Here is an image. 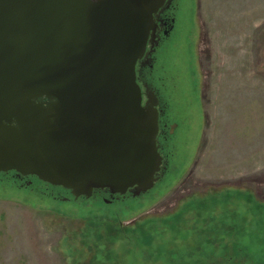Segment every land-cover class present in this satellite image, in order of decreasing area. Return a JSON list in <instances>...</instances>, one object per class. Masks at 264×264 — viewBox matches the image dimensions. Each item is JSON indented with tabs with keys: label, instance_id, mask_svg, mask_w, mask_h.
Returning a JSON list of instances; mask_svg holds the SVG:
<instances>
[{
	"label": "rangeland",
	"instance_id": "374dc122",
	"mask_svg": "<svg viewBox=\"0 0 264 264\" xmlns=\"http://www.w3.org/2000/svg\"><path fill=\"white\" fill-rule=\"evenodd\" d=\"M157 59L160 182L108 204L0 174V264H264V0H179Z\"/></svg>",
	"mask_w": 264,
	"mask_h": 264
},
{
	"label": "water",
	"instance_id": "95a60500",
	"mask_svg": "<svg viewBox=\"0 0 264 264\" xmlns=\"http://www.w3.org/2000/svg\"><path fill=\"white\" fill-rule=\"evenodd\" d=\"M162 3L0 0V174L76 200L155 188L160 113L136 66Z\"/></svg>",
	"mask_w": 264,
	"mask_h": 264
},
{
	"label": "flooded vegetation",
	"instance_id": "af4514ba",
	"mask_svg": "<svg viewBox=\"0 0 264 264\" xmlns=\"http://www.w3.org/2000/svg\"><path fill=\"white\" fill-rule=\"evenodd\" d=\"M178 10H179V0H163V3L158 9V11L153 14V29L151 30L148 38L145 55L143 58L138 60L136 66L137 82L142 88L144 94V104L148 101L146 97L147 93L152 94L154 98L158 101L157 108L160 113V118H159L160 130L158 135V148L161 156L163 157V166L159 174L158 183L164 176L168 167L166 143L169 139L168 138L169 134L172 135V128L176 125L172 124L169 126L168 123L165 122V107L163 105L161 95L157 91L156 87L152 85L149 78L151 74L155 71V66L157 64L159 51L164 45L167 44V42H169L173 33L175 32ZM4 179L10 180L13 184L19 186V188H23L25 186L32 187L35 182L34 180H36L37 182L39 181V183H42L43 187L48 186L56 190H65L63 188L54 187L47 183H44L36 177H19L15 172H11L7 175H4ZM32 191L35 192V189H33ZM65 191L70 193V191L68 190ZM142 196L143 195L134 196L132 190H129L126 194H118V193H113L110 189H98L94 191L93 196L89 199H96V200L102 199L108 204H113V203H119L122 200H125L129 197L137 198ZM83 198L85 197H81L79 199H83ZM221 260L222 259H217L219 263L222 262ZM208 264H216V262H209Z\"/></svg>",
	"mask_w": 264,
	"mask_h": 264
}]
</instances>
